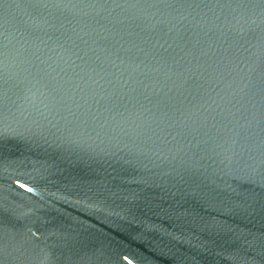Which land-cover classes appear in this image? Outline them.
Instances as JSON below:
<instances>
[{"label": "water", "instance_id": "water-1", "mask_svg": "<svg viewBox=\"0 0 264 264\" xmlns=\"http://www.w3.org/2000/svg\"><path fill=\"white\" fill-rule=\"evenodd\" d=\"M133 2L0 0V264H264V11Z\"/></svg>", "mask_w": 264, "mask_h": 264}, {"label": "snow or ice", "instance_id": "snow-or-ice-1", "mask_svg": "<svg viewBox=\"0 0 264 264\" xmlns=\"http://www.w3.org/2000/svg\"><path fill=\"white\" fill-rule=\"evenodd\" d=\"M34 4L36 5H40V6H47L49 3H52L53 0H33ZM57 2H62V0H57ZM126 2H129V0H126ZM229 3L232 2V0H228ZM135 3H139V0H134L133 2V6L135 5ZM236 3L240 6L243 7L245 9L250 8V7H259L261 8L262 11H264V0H236ZM6 53L4 52L3 49H0V57L5 56ZM19 187L23 188L24 185L20 184ZM0 225H2V221H0ZM2 250V249H0ZM130 264V262H129Z\"/></svg>", "mask_w": 264, "mask_h": 264}]
</instances>
